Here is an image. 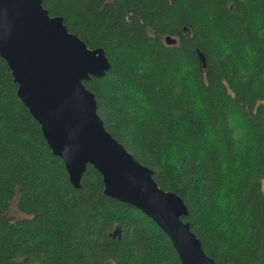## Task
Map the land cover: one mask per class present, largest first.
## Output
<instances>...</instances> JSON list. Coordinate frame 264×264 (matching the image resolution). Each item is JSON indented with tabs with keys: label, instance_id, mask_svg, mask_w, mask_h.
<instances>
[{
	"label": "trees",
	"instance_id": "1",
	"mask_svg": "<svg viewBox=\"0 0 264 264\" xmlns=\"http://www.w3.org/2000/svg\"><path fill=\"white\" fill-rule=\"evenodd\" d=\"M42 5L103 49L108 71L84 81L97 113L183 199L204 253L264 264V0ZM103 190L89 164L70 183L0 56V264H181L148 217Z\"/></svg>",
	"mask_w": 264,
	"mask_h": 264
},
{
	"label": "water",
	"instance_id": "2",
	"mask_svg": "<svg viewBox=\"0 0 264 264\" xmlns=\"http://www.w3.org/2000/svg\"><path fill=\"white\" fill-rule=\"evenodd\" d=\"M42 1L0 0V56L18 97L39 123L52 153L62 159L70 183L79 188L91 165L102 176L103 194L148 217L168 237L181 264H216L183 221L188 216L183 199L160 188L152 170L105 129L94 94L84 85L108 71L103 49L88 47ZM164 40L176 42L171 36Z\"/></svg>",
	"mask_w": 264,
	"mask_h": 264
},
{
	"label": "rangeland",
	"instance_id": "3",
	"mask_svg": "<svg viewBox=\"0 0 264 264\" xmlns=\"http://www.w3.org/2000/svg\"><path fill=\"white\" fill-rule=\"evenodd\" d=\"M9 216L10 217H13V218H20L21 215L17 212V210L15 209V204H13L11 206V210L9 212Z\"/></svg>",
	"mask_w": 264,
	"mask_h": 264
}]
</instances>
